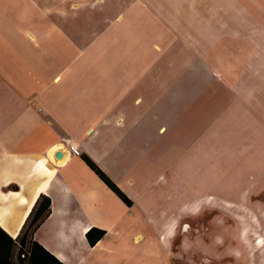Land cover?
Here are the masks:
<instances>
[{"label": "crops", "instance_id": "obj_1", "mask_svg": "<svg viewBox=\"0 0 264 264\" xmlns=\"http://www.w3.org/2000/svg\"><path fill=\"white\" fill-rule=\"evenodd\" d=\"M225 166L245 187L264 174V0H0L10 238L44 195L34 240L63 264H126L147 236L167 252L191 199L218 197ZM92 228L106 233L93 247Z\"/></svg>", "mask_w": 264, "mask_h": 264}, {"label": "rangeland", "instance_id": "obj_2", "mask_svg": "<svg viewBox=\"0 0 264 264\" xmlns=\"http://www.w3.org/2000/svg\"><path fill=\"white\" fill-rule=\"evenodd\" d=\"M223 173L225 186L218 197L191 199L192 205L186 206L191 214L181 220L175 236L170 237L167 252L156 251L157 246L150 249L152 238L147 236L142 248L128 251L126 264H231L232 260L247 264L253 255L260 257L258 264H264V252H249L247 246H264V186H258L264 183V174L251 176L257 187H245L242 173L228 171L226 166ZM183 200L176 201L175 207ZM164 242L168 244L165 238Z\"/></svg>", "mask_w": 264, "mask_h": 264}, {"label": "trees", "instance_id": "obj_3", "mask_svg": "<svg viewBox=\"0 0 264 264\" xmlns=\"http://www.w3.org/2000/svg\"><path fill=\"white\" fill-rule=\"evenodd\" d=\"M81 159L126 206H132V201L89 157L82 154ZM50 213V198L40 195L15 240L0 229V264H63L34 240L35 232ZM105 234L103 230L92 228L87 232L86 239L93 247Z\"/></svg>", "mask_w": 264, "mask_h": 264}, {"label": "water", "instance_id": "obj_4", "mask_svg": "<svg viewBox=\"0 0 264 264\" xmlns=\"http://www.w3.org/2000/svg\"><path fill=\"white\" fill-rule=\"evenodd\" d=\"M61 157V154L60 153H57L56 155H55V158L56 159H59Z\"/></svg>", "mask_w": 264, "mask_h": 264}]
</instances>
